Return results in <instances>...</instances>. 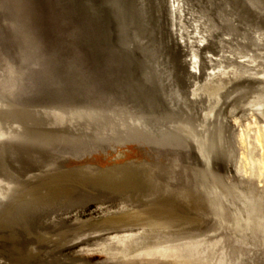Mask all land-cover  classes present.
<instances>
[{"label": "rangeland", "instance_id": "1", "mask_svg": "<svg viewBox=\"0 0 264 264\" xmlns=\"http://www.w3.org/2000/svg\"><path fill=\"white\" fill-rule=\"evenodd\" d=\"M0 110V264H264V0H0Z\"/></svg>", "mask_w": 264, "mask_h": 264}, {"label": "bare ground", "instance_id": "2", "mask_svg": "<svg viewBox=\"0 0 264 264\" xmlns=\"http://www.w3.org/2000/svg\"><path fill=\"white\" fill-rule=\"evenodd\" d=\"M39 118L40 117H30L29 116V118H28L29 120L26 121L25 119H23L21 117L20 112L17 111V110H8V111L0 110V122L1 123H4L3 124V127L0 128V136H3V137H9L10 136V131H9V129H7V125H6V124H9L10 122L17 123V124H20L22 126H26L27 127L28 125L31 124V120H33V121L36 120L37 121V124H39V122H38L39 121ZM33 124H35V123H33ZM246 138H247V136H245L244 134H242V136L240 138V144H241V146H245L246 145V142H247V139ZM256 144H257L258 147L262 148L263 153H264V127L258 132V135L256 136ZM1 157H2V155H1ZM3 163H4V161H3ZM263 164H264V156H263V160H262V164L261 165H263ZM247 166H248L247 160L246 159H243V161H241V167L244 168V169H246ZM8 177H9V175H8ZM105 180L106 179H104L103 182L106 183ZM1 185H4V184H3V182L0 181V186ZM12 188H15V187L12 186ZM154 214H156L157 216L170 215L171 214V209L170 208H167V209L159 208L157 211L154 210ZM8 228H13V226H11V227L9 226ZM41 241H43V239H41Z\"/></svg>", "mask_w": 264, "mask_h": 264}, {"label": "crops", "instance_id": "3", "mask_svg": "<svg viewBox=\"0 0 264 264\" xmlns=\"http://www.w3.org/2000/svg\"><path fill=\"white\" fill-rule=\"evenodd\" d=\"M29 130H32L33 133H34V138L31 137V140H29L30 142L27 143V142H24V139L27 135V133L29 132ZM37 134H39V129L36 130V132H34V129H28L27 127L26 128H19L17 130L14 131V134L12 135V137L8 140V143L6 144V147H5V158L9 164V166H11V162L9 161V159H11L12 157L14 158L15 154L17 151H20V150H23V149H26V146L27 148L30 147L29 145L31 143L37 144L38 142V136ZM23 139V140H22Z\"/></svg>", "mask_w": 264, "mask_h": 264}]
</instances>
